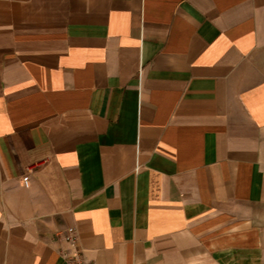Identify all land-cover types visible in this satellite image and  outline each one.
Here are the masks:
<instances>
[{
	"label": "crops",
	"instance_id": "crops-1",
	"mask_svg": "<svg viewBox=\"0 0 264 264\" xmlns=\"http://www.w3.org/2000/svg\"><path fill=\"white\" fill-rule=\"evenodd\" d=\"M264 264V0H0V264Z\"/></svg>",
	"mask_w": 264,
	"mask_h": 264
},
{
	"label": "built area",
	"instance_id": "built-area-1",
	"mask_svg": "<svg viewBox=\"0 0 264 264\" xmlns=\"http://www.w3.org/2000/svg\"><path fill=\"white\" fill-rule=\"evenodd\" d=\"M62 240L72 246V249L69 251L63 252V257L67 264H94L88 260H86L81 251L77 247V235L76 230L74 228H68L60 235Z\"/></svg>",
	"mask_w": 264,
	"mask_h": 264
}]
</instances>
